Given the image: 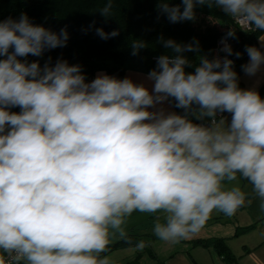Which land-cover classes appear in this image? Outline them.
Wrapping results in <instances>:
<instances>
[{"label": "clouds", "instance_id": "9594fccd", "mask_svg": "<svg viewBox=\"0 0 264 264\" xmlns=\"http://www.w3.org/2000/svg\"><path fill=\"white\" fill-rule=\"evenodd\" d=\"M197 6L260 33V47L246 46L241 66L249 76L260 72L264 0L157 5L172 23L195 20ZM112 13L108 0L100 14ZM96 34L107 40L119 32ZM235 34L222 41V59L200 55L191 73L183 53H199L198 42L163 41L174 55L157 58L150 90L108 74L89 82L81 65L63 59L29 61L65 47L66 28L54 32L23 13L0 20V264H113L101 253L114 237L129 240L123 225L134 212L157 214L155 237L179 243L214 211L232 216L245 204L240 180L264 210V98L239 87L226 42ZM131 47L137 55L146 43ZM172 101L182 113L163 107Z\"/></svg>", "mask_w": 264, "mask_h": 264}, {"label": "trees", "instance_id": "16d2710c", "mask_svg": "<svg viewBox=\"0 0 264 264\" xmlns=\"http://www.w3.org/2000/svg\"><path fill=\"white\" fill-rule=\"evenodd\" d=\"M107 2L108 0H0V20L9 17L19 19L23 13L32 23L43 25L54 32L66 28L69 39L65 47L46 51L42 57L29 56L27 59L29 61L39 59L41 66L48 57L52 58L53 64L57 59L67 60L69 64H79L87 81L96 71H104L117 78H121L129 70L148 74L156 68L160 55H174L163 45V41L168 39L180 44L198 42L199 53H183L192 65L186 67L185 71L194 72L199 64L198 56L214 58L217 44L226 38L230 29L234 28L235 38H227L233 49V55L228 58L234 61L233 68L238 74L241 87L240 77L243 73L241 66L246 64L248 59L245 48L256 44L259 32L239 29L232 18L215 7L210 9L197 6L195 20L172 23L166 15L158 11L159 0H112L113 13L106 18L100 14V9ZM180 2L181 0H169L173 5ZM97 28H103L109 33L118 30L119 35L104 40L96 34ZM133 40H142L146 43V47L140 49L137 55H132ZM236 52L242 54L240 58L235 56ZM258 92L264 98V86ZM170 103L173 106L174 101ZM174 109L177 113L183 111ZM12 111L18 112L20 109L13 108ZM248 228L250 227L246 229ZM143 236L128 234L127 242L120 239L110 243L108 250L101 254L110 253L117 248L136 247L141 240L149 243ZM194 242L205 247L211 246L223 264L236 263V257L227 246L225 238L211 237L196 239ZM144 249L151 252L149 248ZM138 261L139 255L124 264H138Z\"/></svg>", "mask_w": 264, "mask_h": 264}, {"label": "crops", "instance_id": "0c3cea01", "mask_svg": "<svg viewBox=\"0 0 264 264\" xmlns=\"http://www.w3.org/2000/svg\"><path fill=\"white\" fill-rule=\"evenodd\" d=\"M254 46L260 47L258 39ZM98 74L106 73L104 71H96L88 81L90 82ZM125 77L131 78L136 83H143L150 90L152 88L153 82L147 79V73L129 70L126 71L120 79ZM240 82L241 88L243 89L255 88L259 91L262 86H264V66H262L261 71L255 76L246 75L243 71ZM163 107L167 111H175L170 102H165ZM224 116L230 120V114L225 113ZM232 183L235 184L236 182ZM239 183L242 184V188L244 187L243 185L246 184L243 180H240ZM251 195L253 196L252 199L255 200L256 195L254 192H246V198H250ZM259 204L261 203H254V211L251 210L248 212L249 217L246 219L245 223H240L238 221L239 213L245 210V204L239 208L237 212L231 216L235 220V224H231L229 229H226V235H223V238L229 241H225L227 246L236 257L235 264H264V217L259 218L258 216L260 213L256 212V206ZM221 214L223 215V213ZM237 223L238 225L236 226ZM247 227L250 228L246 229ZM131 233H133V230L127 234ZM238 235L242 237L239 249L235 247L234 240L232 241V239ZM178 244L179 245L176 244L171 247H164L161 254L156 250H151V252L148 251L147 256L140 258L138 264L141 263L143 259H145V264H223L221 258L211 246L205 247L194 241H190L189 243L184 240H181Z\"/></svg>", "mask_w": 264, "mask_h": 264}, {"label": "rangeland", "instance_id": "374dc122", "mask_svg": "<svg viewBox=\"0 0 264 264\" xmlns=\"http://www.w3.org/2000/svg\"><path fill=\"white\" fill-rule=\"evenodd\" d=\"M244 181V180H243ZM242 183V182H241ZM239 183V186L241 187L242 191L249 192L252 191V186L247 182L244 187L242 188V184ZM234 184V183H232ZM231 186V185H229ZM253 192V191H252ZM253 196L251 195L250 198H246L245 202V210L242 213H239V222L240 223H245L246 219L249 217L248 212L251 210L254 211V203H261L259 197L256 196V199H252ZM256 212L260 213L258 216L259 218L264 217V210L261 209L260 204L256 206ZM157 214H145V213H139V212H134L130 217L126 218V222L123 225L125 228L126 232L129 233L133 230V233L144 235L143 239L145 241H149V243H145V247L149 248L150 250H156L158 253H162L164 247H171L173 245H179L178 243L176 244H171V243H166L163 241H160L157 237H155L152 229L154 226V222L156 219ZM231 224H235V220L231 216H224L220 212L214 211L210 218L206 221L205 226L203 229L191 236L189 239L184 240L188 241H195L196 239H206L210 237H223V235H226V229L231 226ZM238 223L236 224V226ZM241 225V224H240ZM121 238L114 237L112 238L111 243H114ZM234 240L235 242V247L240 248L241 242H242V237L241 235L235 236L232 241ZM225 241H228L225 238ZM229 242V241H228ZM190 246V245H189ZM191 248V247H190ZM144 252V253H143ZM147 252L144 248L142 250H138L136 247H125V248H117L110 253L107 254H101V256H109L110 259L113 261V264H124L128 260H132L136 256L139 255V259L142 258L143 256H147ZM139 264H145V259L141 261Z\"/></svg>", "mask_w": 264, "mask_h": 264}, {"label": "built area", "instance_id": "2783aa9c", "mask_svg": "<svg viewBox=\"0 0 264 264\" xmlns=\"http://www.w3.org/2000/svg\"><path fill=\"white\" fill-rule=\"evenodd\" d=\"M236 24H237V22L236 21H234ZM238 25V24H237ZM223 40H225V38H223L218 44H217V47L215 48V50H214V57H219V58H223L225 55H226V53L225 52H223V51H221V49H222V47H223V44H222V41ZM226 42L229 44V40L228 39H226ZM207 121H205V123H206Z\"/></svg>", "mask_w": 264, "mask_h": 264}]
</instances>
